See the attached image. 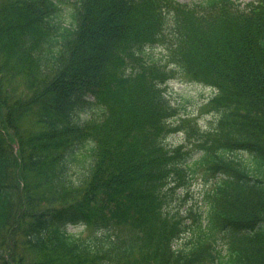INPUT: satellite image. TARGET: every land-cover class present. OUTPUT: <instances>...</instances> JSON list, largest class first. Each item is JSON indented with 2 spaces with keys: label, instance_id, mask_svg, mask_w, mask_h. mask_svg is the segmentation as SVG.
<instances>
[{
  "label": "trees",
  "instance_id": "16d2710c",
  "mask_svg": "<svg viewBox=\"0 0 264 264\" xmlns=\"http://www.w3.org/2000/svg\"><path fill=\"white\" fill-rule=\"evenodd\" d=\"M177 75L217 89L202 148L166 142ZM0 264H264V0H0Z\"/></svg>",
  "mask_w": 264,
  "mask_h": 264
},
{
  "label": "rangeland",
  "instance_id": "374dc122",
  "mask_svg": "<svg viewBox=\"0 0 264 264\" xmlns=\"http://www.w3.org/2000/svg\"><path fill=\"white\" fill-rule=\"evenodd\" d=\"M58 1H63V4L67 6L69 3H72V0ZM179 1L191 2L197 0ZM166 89L168 92V100L175 109L173 124L178 125L179 120L185 119L181 122L176 133H173L168 138V144L172 146L179 145L183 150L190 147H201L199 145L208 142V138L204 136L201 128H208L217 119V115L214 112L206 110V104L214 94V91L199 83L190 82L186 77H181L180 75H177V77L173 79H168ZM196 133L200 134L199 137H196L198 140L195 144H189L194 143L191 136ZM194 156H196V154H194ZM186 174L185 172L184 176L187 177L186 179L182 178L178 180V188L171 189L168 187L166 191L168 192L166 201L169 208L182 210V212L187 208H189L190 212H206L208 209V199H210V190L212 189V179L204 177L202 168H199L191 178H188V174ZM189 220H185V223L191 227V217H189ZM66 230L82 238L90 234L88 228L81 224H69ZM217 239L219 241L222 240L221 236H218ZM188 240L189 233L186 231L183 237L175 242V246L185 243Z\"/></svg>",
  "mask_w": 264,
  "mask_h": 264
}]
</instances>
